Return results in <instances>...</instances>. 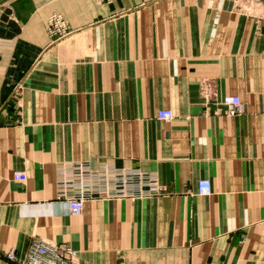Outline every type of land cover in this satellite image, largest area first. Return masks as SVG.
I'll use <instances>...</instances> for the list:
<instances>
[{
	"label": "crops",
	"instance_id": "0c3cea01",
	"mask_svg": "<svg viewBox=\"0 0 264 264\" xmlns=\"http://www.w3.org/2000/svg\"><path fill=\"white\" fill-rule=\"evenodd\" d=\"M70 163L140 169L164 191L74 216L57 190ZM35 239L75 264H264V0H0V264Z\"/></svg>",
	"mask_w": 264,
	"mask_h": 264
},
{
	"label": "built area",
	"instance_id": "2783aa9c",
	"mask_svg": "<svg viewBox=\"0 0 264 264\" xmlns=\"http://www.w3.org/2000/svg\"><path fill=\"white\" fill-rule=\"evenodd\" d=\"M102 2L104 0H96ZM48 31L54 38L66 33L63 20L59 15L49 19ZM228 116L240 115L244 111L243 104L237 96H226L222 100ZM157 118L168 121L173 118L170 110H162ZM15 178L25 181L22 173ZM58 199L65 204L68 212L80 216L84 203L89 199H126L144 198L161 195L164 191L156 175L136 168H118L112 163L94 167L88 163L62 164L57 173ZM197 193L208 196L212 193L209 180L201 179L197 183ZM77 252L67 243H49L35 239L25 255L17 261L16 252L10 249L6 258L18 264H75Z\"/></svg>",
	"mask_w": 264,
	"mask_h": 264
},
{
	"label": "rangeland",
	"instance_id": "374dc122",
	"mask_svg": "<svg viewBox=\"0 0 264 264\" xmlns=\"http://www.w3.org/2000/svg\"><path fill=\"white\" fill-rule=\"evenodd\" d=\"M105 1H109V0H104L102 2H98L95 0L96 3L98 4H102L103 2ZM236 10L238 9L240 12L242 13H249L250 12V6H235ZM48 25H49V22L47 23V29H48ZM63 25H64V29L65 31L68 29V26L67 24L63 21ZM49 32V31H48ZM51 35V34H50ZM52 36V35H51ZM53 37V36H52ZM54 38V37H53Z\"/></svg>",
	"mask_w": 264,
	"mask_h": 264
},
{
	"label": "water",
	"instance_id": "95a60500",
	"mask_svg": "<svg viewBox=\"0 0 264 264\" xmlns=\"http://www.w3.org/2000/svg\"><path fill=\"white\" fill-rule=\"evenodd\" d=\"M8 15H9V11H7L3 16L2 22L5 23L7 27L15 29L16 23H14L13 21H9Z\"/></svg>",
	"mask_w": 264,
	"mask_h": 264
}]
</instances>
